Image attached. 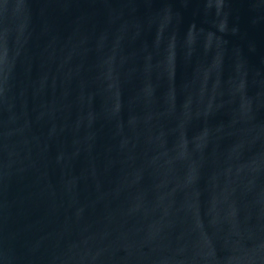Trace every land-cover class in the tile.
I'll return each instance as SVG.
<instances>
[{
    "label": "water",
    "instance_id": "1",
    "mask_svg": "<svg viewBox=\"0 0 264 264\" xmlns=\"http://www.w3.org/2000/svg\"><path fill=\"white\" fill-rule=\"evenodd\" d=\"M0 264H264V0H0Z\"/></svg>",
    "mask_w": 264,
    "mask_h": 264
}]
</instances>
